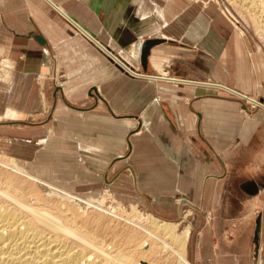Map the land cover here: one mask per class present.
I'll use <instances>...</instances> for the list:
<instances>
[{"label": "crops", "instance_id": "obj_1", "mask_svg": "<svg viewBox=\"0 0 264 264\" xmlns=\"http://www.w3.org/2000/svg\"><path fill=\"white\" fill-rule=\"evenodd\" d=\"M228 20L213 3L186 0H0V55L17 64L0 71V119L14 108L24 122L52 115L48 134L68 147L70 175L92 194L113 189L166 218L180 217L182 201L213 214L200 228L190 222L191 264H257L264 109L247 114L226 89L138 77L110 54L138 72L159 75V64L171 77L264 100V55ZM149 39L161 41L144 60Z\"/></svg>", "mask_w": 264, "mask_h": 264}, {"label": "bare ground", "instance_id": "obj_2", "mask_svg": "<svg viewBox=\"0 0 264 264\" xmlns=\"http://www.w3.org/2000/svg\"><path fill=\"white\" fill-rule=\"evenodd\" d=\"M77 26L82 29L81 26ZM84 33L94 39L86 31ZM97 44L100 45L98 42ZM110 54L123 68L138 77L155 80L156 78L165 79V81L174 83H192L210 90L212 87L226 89L244 99L247 97L251 102L260 105L264 109V102L260 99L250 97L223 83L171 77L168 70L162 68L159 64H156V67L160 70L159 75L138 72L114 53L110 52ZM21 176L46 184L65 194L68 199L77 200L89 207L110 212L114 217L123 219L128 223L129 228L133 229V233L126 234L125 243H134V246L130 250L126 249L127 251L110 250L112 246L109 247V244L106 246L103 242L98 241L99 232L96 236L90 231L79 228L72 222L71 217L69 218L59 210L53 209L52 205L31 202L30 199L32 198H28L25 194ZM102 202L103 200L101 203L93 202L59 187L52 186L26 168L18 165L13 157H7V160L0 158V264H154L141 259L140 256L154 254L155 252L172 253L176 256V263L191 264L187 257L190 235L188 227L179 231L178 222L170 221L153 212H150V216L148 215L149 223L144 224L141 222L142 214L135 209L136 206H134L130 215L125 216L122 212L127 209L121 204L119 206L112 205L110 208L103 205ZM108 241L106 242L108 243ZM111 241L112 239L109 243Z\"/></svg>", "mask_w": 264, "mask_h": 264}, {"label": "rangeland", "instance_id": "obj_3", "mask_svg": "<svg viewBox=\"0 0 264 264\" xmlns=\"http://www.w3.org/2000/svg\"><path fill=\"white\" fill-rule=\"evenodd\" d=\"M186 1L194 2L197 4V6L201 8L206 7L208 3L215 4V6L230 19L228 21L232 25V28L235 30V32L241 35H245L249 39V42L251 44V50L254 52H260L264 55V0ZM17 59L24 60V54L18 55ZM6 60L11 61V63H7ZM16 66L17 64L15 58L9 57L7 55H0V71L3 69L15 70ZM122 69H124L128 73L125 68L122 67ZM44 77L45 75L41 73L36 74V78L38 80H41ZM50 77H52L55 83L62 87L63 84L59 82V80H57L56 75H50ZM3 83L4 82L0 81L1 90L6 89L7 87ZM225 95L229 96L228 94ZM231 95L240 99L242 103V110L249 115L256 109L262 108L260 105H256L255 103L251 102L247 97H245L244 99L240 95ZM248 96L253 97L251 95ZM2 99L3 98H1L0 96V108H2ZM261 101L264 102V100ZM48 111L50 112V114L53 113L50 108H48ZM6 116L8 118L13 119H0V158L6 160L7 157L17 158L23 161L22 164L29 172L41 176L42 178L47 180L48 183L52 182L53 185L71 191L72 193L78 194L83 198L90 199L93 202L101 203V201L103 200L102 204L106 207H110L112 205L119 206L121 204V206L127 209H123L125 211L122 212L125 214V216L130 215L134 206H136L137 208L135 207V209L139 210L142 214L141 222L144 224L149 223L148 217L151 214L150 212L153 211H150L135 204L125 203L121 201L116 197V195L112 191L113 189H104L102 194H92L91 189L85 187L83 181L78 180L74 178V176L70 175L67 161H65L64 159V157L68 158L69 155L68 153H63V151L65 152L68 150V147L61 146V148L59 149L58 146L60 144H54L55 138L51 137V135H53V132L50 131V135L48 134L47 127L52 126V115L49 119H47L48 121L46 122L43 121L45 120L44 115L29 117V119H26L24 122V114L20 116V112L14 108L13 110L8 111V113H6ZM55 145H57V147ZM78 160L80 162H84L82 156H78ZM21 177L23 179V187L25 190V194L28 198H32L30 199L31 202H39L41 204L49 206L52 205L51 207L53 209L59 210L69 218L71 217L72 222H74V224L79 228L84 229L88 232L90 231V233H94L96 234V236L99 232L97 237L98 241L103 242L106 246H108V244L109 247L112 246L110 250L127 251L134 246V243H125L124 239L126 237V234L133 233V229H130L128 223L125 222L123 219L114 217L110 212L102 211L95 207H89L86 204L74 199H68L67 197H65V194L56 191L55 189L49 187L46 184L35 182L34 180L28 177ZM181 205L183 215L180 214V217L178 218L163 217L170 221L178 222L179 231L183 230L186 227H190L191 221L194 223L196 228H200L202 226L201 224L203 223V221L204 223L206 221V223L209 224V221L213 219V214L208 215L206 213L202 215L200 213H197L196 211L193 212L192 205H190L189 202L182 201ZM194 233H190V235L192 236L194 235ZM261 234L262 233H260L258 250L255 257L257 259V264H261L259 262L261 258L263 259L262 264H264V234ZM111 239L112 241L111 243H109ZM106 241H108V243ZM121 245L122 247L120 248ZM140 258L153 262L154 264H178L176 263V256L172 253L162 254L155 252L154 254L140 256Z\"/></svg>", "mask_w": 264, "mask_h": 264}, {"label": "water", "instance_id": "obj_4", "mask_svg": "<svg viewBox=\"0 0 264 264\" xmlns=\"http://www.w3.org/2000/svg\"><path fill=\"white\" fill-rule=\"evenodd\" d=\"M40 39L42 40V38L40 37ZM159 41V39H149L147 41H145L144 45H143V58L145 60L146 58V54L149 50V48L154 45L155 43H157ZM260 233H261V222L260 219L258 220V226L256 229V235H255V239H256V244H257V250H258V244H259V239H260Z\"/></svg>", "mask_w": 264, "mask_h": 264}]
</instances>
